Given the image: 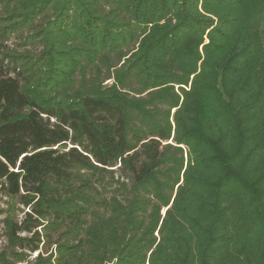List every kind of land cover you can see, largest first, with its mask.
Instances as JSON below:
<instances>
[{
	"label": "trees",
	"instance_id": "16d2710c",
	"mask_svg": "<svg viewBox=\"0 0 264 264\" xmlns=\"http://www.w3.org/2000/svg\"><path fill=\"white\" fill-rule=\"evenodd\" d=\"M0 202V264H264V0H0Z\"/></svg>",
	"mask_w": 264,
	"mask_h": 264
},
{
	"label": "rangeland",
	"instance_id": "374dc122",
	"mask_svg": "<svg viewBox=\"0 0 264 264\" xmlns=\"http://www.w3.org/2000/svg\"><path fill=\"white\" fill-rule=\"evenodd\" d=\"M16 38L13 37L9 42L8 44L10 46H16ZM0 248L3 247L6 243V239H5V236H4V230H3V224L1 223V220L4 218L5 216V213L2 211L3 208L7 207V205L5 204V202H0ZM20 212V211H19Z\"/></svg>",
	"mask_w": 264,
	"mask_h": 264
}]
</instances>
